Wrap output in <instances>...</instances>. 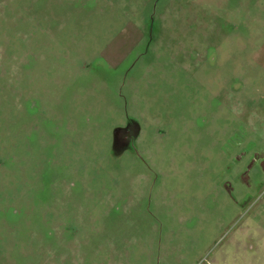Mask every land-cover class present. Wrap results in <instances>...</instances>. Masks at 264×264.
I'll list each match as a JSON object with an SVG mask.
<instances>
[{
    "label": "rangeland",
    "instance_id": "obj_1",
    "mask_svg": "<svg viewBox=\"0 0 264 264\" xmlns=\"http://www.w3.org/2000/svg\"><path fill=\"white\" fill-rule=\"evenodd\" d=\"M0 264H264V0H0Z\"/></svg>",
    "mask_w": 264,
    "mask_h": 264
}]
</instances>
